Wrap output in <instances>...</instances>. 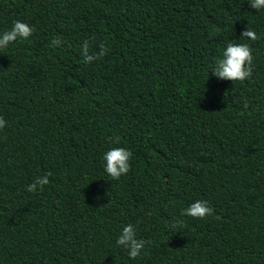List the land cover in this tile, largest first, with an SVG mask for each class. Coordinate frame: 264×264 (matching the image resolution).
Instances as JSON below:
<instances>
[{"label": "trees", "instance_id": "trees-1", "mask_svg": "<svg viewBox=\"0 0 264 264\" xmlns=\"http://www.w3.org/2000/svg\"><path fill=\"white\" fill-rule=\"evenodd\" d=\"M16 21L34 31L0 49V264H264V9L0 0V35ZM85 41L107 54L85 64ZM230 42L252 50L243 82L211 73ZM113 147L132 152L119 180ZM198 200L213 214L183 216Z\"/></svg>", "mask_w": 264, "mask_h": 264}, {"label": "clouds", "instance_id": "clouds-1", "mask_svg": "<svg viewBox=\"0 0 264 264\" xmlns=\"http://www.w3.org/2000/svg\"><path fill=\"white\" fill-rule=\"evenodd\" d=\"M249 5L252 9L261 10L264 9V0H249ZM34 29L28 24L16 21L12 28L5 31L0 35V49H6L9 44L17 41L18 39L27 40L32 36ZM250 39L255 41L258 39L254 31L248 28L241 33V39ZM53 45H59V39L52 41ZM108 49L104 45H100V51L98 54H89V44L84 42L82 48V55L84 57V63L89 64L95 59H99L106 55ZM252 63L253 55L252 50L248 44L240 43H228L226 49L222 53V58L217 59L212 69V75L220 78L221 80L233 82H243L252 76ZM247 107V104H245ZM6 126V121L0 118V129ZM116 144L120 143L119 137L115 138ZM132 158V152L124 147H113L109 149L103 156L105 161L104 170L106 174L113 180H119L122 175H126L130 170V159ZM48 175L44 177H37L35 182L28 186L27 191L35 192L37 186L41 189L43 186L49 183ZM213 214V209L208 206L206 201L198 200L195 203L188 206L183 212V216H188L196 219H205ZM171 227L175 228L173 224ZM118 246H122L127 250L130 259H136L141 251L145 248L146 241L137 239L136 230L129 224L125 226L116 241Z\"/></svg>", "mask_w": 264, "mask_h": 264}]
</instances>
